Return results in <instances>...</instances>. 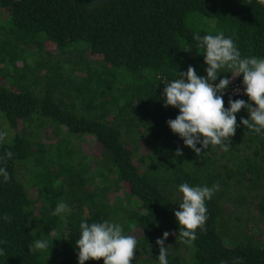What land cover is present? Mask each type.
Here are the masks:
<instances>
[{"label":"trees","instance_id":"obj_1","mask_svg":"<svg viewBox=\"0 0 264 264\" xmlns=\"http://www.w3.org/2000/svg\"><path fill=\"white\" fill-rule=\"evenodd\" d=\"M0 7L17 38L0 44V132L7 133L0 157L14 153L0 161L11 177L0 176V264H78L80 223L105 220L119 221L126 235L137 231L132 264H147L139 256L157 258L156 240L165 231L167 250L182 241L174 211L183 183L218 190L206 201L205 230L186 244L189 258L177 251L168 264H237V258L264 264V130L242 125L249 116L242 108L229 150L210 145L197 156L166 123L179 109L165 106L163 96L189 66L206 76L194 33L223 32L242 58H264V6L256 0H0ZM30 46L68 56L40 54L31 64ZM227 71L214 83L231 76ZM234 81L242 82V74ZM229 99L223 94L226 108ZM45 126L58 138L52 146L40 141L51 139ZM85 135L101 148L93 163L70 147L72 136ZM178 148L182 156H175ZM124 187L129 210L112 202ZM61 202L71 213L53 215ZM231 208L243 211L232 215L233 223ZM37 240L52 246L33 250Z\"/></svg>","mask_w":264,"mask_h":264},{"label":"clouds","instance_id":"obj_2","mask_svg":"<svg viewBox=\"0 0 264 264\" xmlns=\"http://www.w3.org/2000/svg\"><path fill=\"white\" fill-rule=\"evenodd\" d=\"M264 6V0H256ZM197 47L203 49L204 61L207 65L206 76H199L194 67L189 66L186 72H179L177 79L165 85L163 89L164 105L179 109L175 119L166 123L171 131L183 139V143L191 148L197 156L210 145L220 146L223 151L230 148V138L235 135L237 128L236 113L242 108L249 113L247 119L241 118L240 123L254 133L264 130V58L255 56L242 58L231 37L223 32L218 34H193ZM222 69L231 73L229 77L221 76L218 83H214ZM224 73V72H223ZM242 74L244 93L248 96V103L243 99L231 98L228 107L224 105L223 94L232 79ZM254 104V106H253ZM6 132H0V143H3ZM200 147H197V145ZM14 155L10 150L0 161L6 163ZM182 150L177 149L175 156H182ZM0 176L3 181L10 180V174L5 167H0ZM216 185L190 186L188 183L179 185L182 194L179 210L174 216L179 225V235L182 242L192 245L197 239V230H205L208 219L206 201L211 200ZM71 209L61 202L57 205L53 215L67 216ZM6 222H11L10 216H4ZM169 232L165 231L161 238L156 240L159 246L157 256L159 264H168V250L165 239ZM54 239V238H53ZM52 239V240H53ZM52 240H37L33 250H48ZM78 248V264H85L88 260H103V264H132L136 256L137 239L126 235L121 225L109 222L82 221L80 235L75 241ZM0 249V255H3ZM237 264H242L237 258Z\"/></svg>","mask_w":264,"mask_h":264},{"label":"rangeland","instance_id":"obj_3","mask_svg":"<svg viewBox=\"0 0 264 264\" xmlns=\"http://www.w3.org/2000/svg\"><path fill=\"white\" fill-rule=\"evenodd\" d=\"M9 23H10L9 17H8V13H7L6 9L0 7V39H3L4 35L7 34L6 40H0V44L1 43L4 44L8 40L11 41L12 43H15L14 42L15 39H17L16 38V32L13 30L14 28L11 25H9ZM25 38H27V37L25 36ZM2 47L3 46H1L0 49ZM25 53H26V61L28 63H31V64L35 61V59H38L37 55H40V54L42 55V57L44 55L49 54L52 59H54V57H55V58H58V59L63 60V61H64V58L68 56V53L61 54V53H59L58 50L53 49L50 46L45 47V49H43V50L37 49L36 46L25 47ZM18 64L23 65V61L22 60L18 61ZM1 65H0V67H1ZM40 72H43V71L41 70ZM83 72L84 71H82L80 69H78V70H77V68L75 69V74H77V75H84ZM45 127H47V126H45ZM47 128L49 129V136L51 137V139H49L46 136H43V137H41L40 141L47 144V146L49 144H51V146H52L53 144L57 143L58 138H57V136L53 135L52 127H47ZM71 140H72V142H71L70 147L73 150H75V152H77L76 153L77 155L82 156L83 160L90 162V163H93V160H94L93 158L99 157L100 152H101V148H100V145L96 142V140H94V138L92 136H89V135L79 136V137L72 136ZM86 175L88 176V173H86ZM29 191H30L32 197L36 198V196H37L36 188L30 189ZM127 192H128V189H126L124 187V189H120L116 195H112V202L114 201V203H113L114 207L121 204L122 206H125L126 209L129 208L126 206V204H127V202H126L127 201V199H126ZM123 210H125V209L122 207L119 211V214H118L119 218L123 216L122 215V212H124ZM228 212H229L228 216L230 217V220L233 223L232 215L236 214V213H242L243 211L240 208L239 209L238 208L237 209L231 208V209H229ZM253 212L254 211L251 212L252 213V214H250L251 216H255L253 214ZM126 213L127 214L124 217L126 218V220H128L131 212L126 211ZM118 222H116V224H118ZM61 227H62V225H61ZM61 227H59V228H61ZM130 235L134 236L136 239L139 237V234L137 233L136 230H132ZM174 241H175V239H174ZM225 242L227 244L231 245L230 238H227ZM177 251H179L180 259L182 258V260L188 259L189 255L191 253L190 248L185 243H183L181 240L175 241V244H172L170 249H168V255H167L168 262L175 258V254H177L176 253ZM75 253H76V251L73 252V254H75ZM137 256L138 255H137V250H136L135 258ZM139 257L142 261H145L147 258V260H146L147 264H158L159 263L158 258L151 260L152 258L149 259V257L146 255L145 256H139ZM134 261H135V259L133 260V262Z\"/></svg>","mask_w":264,"mask_h":264},{"label":"built area","instance_id":"obj_4","mask_svg":"<svg viewBox=\"0 0 264 264\" xmlns=\"http://www.w3.org/2000/svg\"><path fill=\"white\" fill-rule=\"evenodd\" d=\"M224 95L234 99L248 98V96L244 93V85L240 81H234L231 83L224 91Z\"/></svg>","mask_w":264,"mask_h":264}]
</instances>
